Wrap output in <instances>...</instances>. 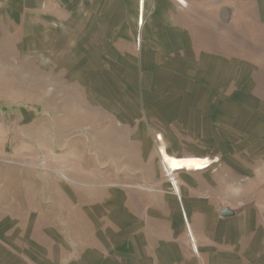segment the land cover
I'll return each mask as SVG.
<instances>
[{"label": "rangeland", "instance_id": "374dc122", "mask_svg": "<svg viewBox=\"0 0 264 264\" xmlns=\"http://www.w3.org/2000/svg\"><path fill=\"white\" fill-rule=\"evenodd\" d=\"M99 236L264 264V0H0V264Z\"/></svg>", "mask_w": 264, "mask_h": 264}, {"label": "crops", "instance_id": "0c3cea01", "mask_svg": "<svg viewBox=\"0 0 264 264\" xmlns=\"http://www.w3.org/2000/svg\"><path fill=\"white\" fill-rule=\"evenodd\" d=\"M111 244H107L105 241L103 242L102 236L98 237L97 240L94 239L93 243L91 246H86L85 248H82L80 253L81 256L80 258L82 259H86V262H91L93 263V261H91V254L92 255H97V257L99 258V262H102L101 260L103 259H108L107 261L111 262L113 257L114 260H116L117 262L120 261L122 262V264H152L151 263V259H157L160 258L162 259L163 256V252H160V254L162 253V256H158L157 251L156 254H154V252H152V257H148V258H144L142 256V253L144 252V247H136V245H134L130 250L128 254H125V250H121L118 249L116 250V252H124V253H115V255L113 256L112 249L113 247H111ZM161 249V247H157L156 250ZM137 260V262L135 261ZM95 263V262H94ZM160 262L157 260H155L154 264H159ZM119 264V263H117Z\"/></svg>", "mask_w": 264, "mask_h": 264}, {"label": "water", "instance_id": "95a60500", "mask_svg": "<svg viewBox=\"0 0 264 264\" xmlns=\"http://www.w3.org/2000/svg\"><path fill=\"white\" fill-rule=\"evenodd\" d=\"M235 212L233 210H230L229 208L225 207L221 210V215L227 216V215H232Z\"/></svg>", "mask_w": 264, "mask_h": 264}]
</instances>
